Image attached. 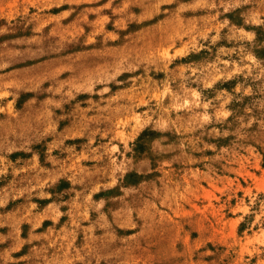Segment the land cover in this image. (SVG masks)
I'll return each mask as SVG.
<instances>
[{
    "label": "rangeland",
    "instance_id": "rangeland-1",
    "mask_svg": "<svg viewBox=\"0 0 264 264\" xmlns=\"http://www.w3.org/2000/svg\"><path fill=\"white\" fill-rule=\"evenodd\" d=\"M0 264H264V0H0Z\"/></svg>",
    "mask_w": 264,
    "mask_h": 264
}]
</instances>
